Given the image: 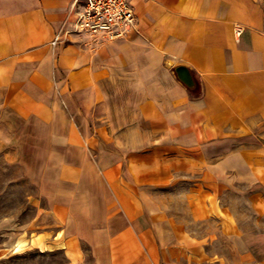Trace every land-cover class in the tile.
Here are the masks:
<instances>
[{
	"label": "crops",
	"instance_id": "0c3cea01",
	"mask_svg": "<svg viewBox=\"0 0 264 264\" xmlns=\"http://www.w3.org/2000/svg\"><path fill=\"white\" fill-rule=\"evenodd\" d=\"M132 1L126 38L68 32L54 47L74 0H0V157L38 185L32 219L0 222V264L33 249L68 264H206L156 192L192 174L220 202L247 185L261 225L218 218L234 248L264 253V0Z\"/></svg>",
	"mask_w": 264,
	"mask_h": 264
},
{
	"label": "rangeland",
	"instance_id": "374dc122",
	"mask_svg": "<svg viewBox=\"0 0 264 264\" xmlns=\"http://www.w3.org/2000/svg\"><path fill=\"white\" fill-rule=\"evenodd\" d=\"M25 160L30 165L44 162L41 158ZM18 161L9 162L0 157V222L11 218L14 226L28 222L35 216L37 206L33 199L38 194L34 175L24 173V165ZM198 178V175L192 174L182 184L156 191L162 208L182 224L197 241L206 245V249H202L206 255V264H260L263 249L234 248L235 239L224 233L218 218V215H221L232 220L231 216L235 214L243 231L254 230L261 225L258 224V215L248 203L247 185L235 183L234 188L222 192L220 202V199L210 197L207 191L199 188L196 184ZM205 202L216 208V213L205 215ZM84 248L91 249L87 245ZM4 264H68V259L63 251L42 253L33 249L6 259Z\"/></svg>",
	"mask_w": 264,
	"mask_h": 264
},
{
	"label": "built area",
	"instance_id": "2783aa9c",
	"mask_svg": "<svg viewBox=\"0 0 264 264\" xmlns=\"http://www.w3.org/2000/svg\"><path fill=\"white\" fill-rule=\"evenodd\" d=\"M76 19L72 29L63 25L55 34L54 47L68 32L84 33L99 42L126 38L136 29L137 16L132 0H74Z\"/></svg>",
	"mask_w": 264,
	"mask_h": 264
},
{
	"label": "water",
	"instance_id": "95a60500",
	"mask_svg": "<svg viewBox=\"0 0 264 264\" xmlns=\"http://www.w3.org/2000/svg\"><path fill=\"white\" fill-rule=\"evenodd\" d=\"M177 72L179 74V77L181 78V80L186 83L188 86H192L194 84L193 79H192V75L190 73V71L185 68V67H179L177 69Z\"/></svg>",
	"mask_w": 264,
	"mask_h": 264
}]
</instances>
